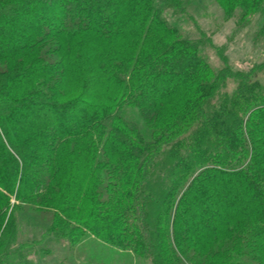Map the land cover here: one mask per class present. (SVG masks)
<instances>
[{
    "label": "trees",
    "instance_id": "16d2710c",
    "mask_svg": "<svg viewBox=\"0 0 264 264\" xmlns=\"http://www.w3.org/2000/svg\"><path fill=\"white\" fill-rule=\"evenodd\" d=\"M217 1L264 16V0ZM164 5L181 0H0V264H35L17 213L46 208L56 240L88 229L152 264H264V63L216 71ZM178 94L151 138L124 110L149 118Z\"/></svg>",
    "mask_w": 264,
    "mask_h": 264
},
{
    "label": "rangeland",
    "instance_id": "374dc122",
    "mask_svg": "<svg viewBox=\"0 0 264 264\" xmlns=\"http://www.w3.org/2000/svg\"><path fill=\"white\" fill-rule=\"evenodd\" d=\"M161 14L164 19L175 27L181 37L195 40L202 36L205 39L204 44H202L204 47L201 55L208 62L207 64L216 71L229 66L233 71H240L245 74L252 71L258 64L264 63V34L261 32L264 25V16L259 13L243 16L239 7H235L230 11L226 4H222L217 0H181V7L164 5ZM153 40L156 41L155 38ZM122 46L123 43H118V47ZM123 58H116L115 60L122 61ZM105 59L107 58L105 57ZM253 76L264 82L263 71L258 72L256 70ZM119 87L116 84L113 90L120 94ZM235 87V83L230 79L223 90L231 92ZM82 88L83 82L81 84L73 83L71 88L68 87L69 92L65 99L70 100L78 97L82 93ZM178 96L179 94L163 103L159 107L160 109L150 115L149 118L142 116L136 107L130 106L124 108V110L138 130L147 128L151 138L150 134L157 127L161 128V131L172 129L167 125L174 123L177 112L183 107L177 101ZM116 98L113 102L110 101L111 104L119 101ZM169 113L174 116L172 120L168 119ZM147 120L154 122V124L159 123L158 125L152 123L148 126L149 122L146 123ZM166 120L168 121L167 125L164 123ZM186 127L187 125H184L181 129ZM159 132L160 130L157 133ZM100 155L103 156L104 153L100 152ZM88 180L89 177L85 180L86 184ZM81 203L83 204V201ZM54 212L55 210L46 208L42 211L25 209L17 213L19 221L17 226L20 230L17 240L20 244L17 243L14 248L20 245L21 249H31L32 252L28 255L33 263L152 264L150 259L145 256L142 257L131 249H122L103 242L88 229L83 230L81 236L77 237V241H74L76 238L56 240L52 237L51 232L56 228L54 226ZM87 213L86 210H82L79 214L76 211L74 213L70 212L67 218L68 221L70 220V224L67 229H72L73 224L79 221L78 218L83 219ZM13 257L14 255L9 260L11 263H17L16 257Z\"/></svg>",
    "mask_w": 264,
    "mask_h": 264
}]
</instances>
